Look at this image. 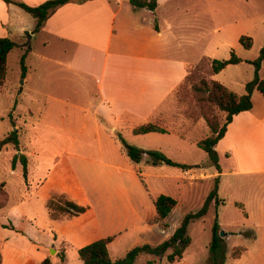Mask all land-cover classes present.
Instances as JSON below:
<instances>
[{
    "label": "rangeland",
    "instance_id": "obj_1",
    "mask_svg": "<svg viewBox=\"0 0 264 264\" xmlns=\"http://www.w3.org/2000/svg\"><path fill=\"white\" fill-rule=\"evenodd\" d=\"M235 8L237 17L228 10ZM156 13L171 24L168 53L195 66L176 92L173 110L161 125L196 143L210 134L202 116L206 110L219 125L224 122L223 112L199 102L191 91L192 83L209 75L210 59L202 56L215 54L216 59H226L232 50L242 58L238 65L226 66L214 78L241 92L239 85L253 72L248 61L264 46V0H160ZM236 33L251 37V47H243L235 39ZM30 44L33 52L25 59V66H29L26 83L20 77L19 63L24 51L17 45L7 54L5 79L0 85V138L14 128L19 132L18 151L11 144L0 148V201H4L0 208L1 264H42L45 258L51 264L63 250L65 264H83L78 248L110 235H115L108 244L112 259L123 257L133 246L160 243L185 213L202 205L213 187L214 179H206V154L192 145L176 147L169 140H160L161 151L170 153V158L200 161L188 172L152 162L148 156L133 162L124 152L121 139L138 147L147 143H139L140 136L131 131L112 129L98 114L87 111L85 93L94 91L93 84L60 65L68 58L53 46L43 48L39 36ZM84 106L87 110L82 111ZM17 152L27 157L26 178L19 162L11 167ZM54 193H63L85 211L52 221L45 201ZM159 194L176 200L166 217V230L136 220L155 214L153 198ZM215 218L227 226L219 229L222 260L235 263L233 247L249 246L250 241L236 236L241 211L226 205L219 208L218 215L211 206L205 216L190 222V244L180 261L169 263L166 254H141L133 264H147L148 260L153 264H205Z\"/></svg>",
    "mask_w": 264,
    "mask_h": 264
},
{
    "label": "crops",
    "instance_id": "obj_2",
    "mask_svg": "<svg viewBox=\"0 0 264 264\" xmlns=\"http://www.w3.org/2000/svg\"><path fill=\"white\" fill-rule=\"evenodd\" d=\"M44 1L11 0L6 3L0 0V36L16 42L21 52L28 48L25 59L33 52L30 42L36 36L40 37L43 48L53 46L66 56L68 61L60 65L77 71L83 80L93 84L94 91L85 93L89 99V104H86L88 110L84 106L82 111L86 109L98 114L104 123L112 125V129L132 132L133 127L147 122L163 127L161 124L173 110L174 96L185 78V66L191 63L168 53L171 48L168 40L172 35L171 24L156 13L160 8V0H157L153 11L134 8L128 0H70L51 10L40 28L34 30L36 19L15 2L36 6ZM228 10L233 13V17L239 15L236 8ZM22 12L29 14L31 19ZM240 36L236 33L235 39ZM202 57L210 60L217 58L215 54ZM223 69L208 75V79L215 80V76ZM263 69L264 59L258 70L262 80ZM28 76L29 66L26 65L24 83ZM245 83L239 85L242 90L237 94L246 92ZM229 89L233 88L229 86ZM251 101L249 110L232 116L224 135L215 144L220 169L210 164L207 166L206 179L218 177L217 193L222 199L217 206L212 202L209 207L213 206L217 215L219 208L226 205L240 210L242 220L236 236L250 241L249 246H242L245 249L233 258L235 263L229 264H264V96L253 90ZM164 129L165 133L135 134L140 136L137 139L141 140L139 143H147L137 144L139 148L162 152L158 143L160 140H169L176 147L192 145L199 148L180 134ZM165 152L162 153L170 158V153ZM172 160L188 166L200 161L198 158L192 161ZM183 170L190 171L189 168ZM64 216L49 218L53 221ZM166 217L162 220L165 227L155 219L156 211L151 217L145 214L136 220L166 230ZM218 224L219 228L225 226ZM246 232L251 234L247 235ZM169 236L165 233L163 240ZM64 252L63 260L58 255L51 264H65ZM217 263L225 264L222 259L217 260ZM205 264H208L207 261Z\"/></svg>",
    "mask_w": 264,
    "mask_h": 264
},
{
    "label": "trees",
    "instance_id": "obj_3",
    "mask_svg": "<svg viewBox=\"0 0 264 264\" xmlns=\"http://www.w3.org/2000/svg\"><path fill=\"white\" fill-rule=\"evenodd\" d=\"M6 3L11 0H4ZM70 0H46L36 6H30L24 2H15L24 11L29 13L36 19V25L34 30H38L42 23L46 20L51 10L55 7L64 4ZM83 1V0H78ZM128 2L134 8H144L153 11L157 6V0H128ZM239 43L245 47L250 48L252 45L251 37L247 35H241L238 39ZM17 46L16 42L8 37L0 36V85L4 82L6 74V58L9 51ZM28 48L21 54L20 63V77L23 78L26 72L25 55ZM264 59V46L260 48L257 57L251 61H248L253 65V75L245 85V93L237 94L233 90L227 88L220 82L213 79L202 78L198 83L191 84V91L196 96L199 102L205 104H211L217 107L224 113V122L219 125L218 120L206 110L203 113V118L210 130V134L205 138L196 142V145L201 148L207 155V159L210 165L214 166L217 170L220 169L218 164V155L215 150V144L224 135L227 124L231 121L232 116L245 110H249L252 107L251 92L253 90L259 91L264 96V80L259 77V67L261 61ZM242 59L235 55L231 50L230 56L226 59H211L209 62V75L218 73L229 64H237ZM195 66L187 64L185 66L186 75L185 80L189 79ZM209 108V107H208ZM132 132L134 134H144L148 132H160L165 133L166 130L154 123H143L133 127ZM123 150L126 155L133 161L139 162L142 157L148 156L152 162H163L169 165L178 166L182 169H187L190 166L173 161L162 152L158 150H145L134 145L127 143L121 139ZM11 144L18 151L19 144V132L16 128L11 129L8 134L0 138V148L5 145ZM19 162L22 168V175L26 178L27 175V157L24 153L17 152L11 158V167L14 168L16 163ZM218 177L214 178L213 187L209 190L205 196L202 205L195 211L185 213L180 224L174 229L172 234L163 240L162 242L151 244H140L130 248L123 257L118 259H112L108 252V244L115 238V235H110L97 240H94L88 244H85L78 248L77 253L83 264H133L136 257L140 254H149L152 256L160 257L166 254V260L169 263H173L182 258L185 248L190 244V236L187 233L188 225L191 221L202 218L206 215L210 204L213 202L217 206L222 199L218 197L217 193ZM153 204L156 211V220L160 222L162 227L166 224L162 220L169 214L172 208L176 204V200L165 194H159L153 198ZM4 206V201H0V208ZM46 207L49 211L51 218H58L62 215L78 216L85 211V207L79 205L72 200L66 198L62 193L51 194L46 202ZM219 224L214 219L211 225V240L209 243L210 254L207 258L208 264H218L217 260L222 259V238L219 236ZM244 247H234L232 250V257L236 258L244 250ZM60 259L63 260V254L60 253ZM1 264V255H0ZM42 264H50L47 259L42 261ZM147 264H153L150 260Z\"/></svg>",
    "mask_w": 264,
    "mask_h": 264
},
{
    "label": "water",
    "instance_id": "obj_4",
    "mask_svg": "<svg viewBox=\"0 0 264 264\" xmlns=\"http://www.w3.org/2000/svg\"><path fill=\"white\" fill-rule=\"evenodd\" d=\"M220 234H223V232L221 231Z\"/></svg>",
    "mask_w": 264,
    "mask_h": 264
}]
</instances>
